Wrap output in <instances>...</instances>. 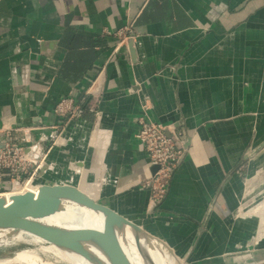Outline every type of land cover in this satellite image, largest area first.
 I'll use <instances>...</instances> for the list:
<instances>
[{"label": "crops", "instance_id": "obj_1", "mask_svg": "<svg viewBox=\"0 0 264 264\" xmlns=\"http://www.w3.org/2000/svg\"><path fill=\"white\" fill-rule=\"evenodd\" d=\"M67 97L80 116L56 114ZM142 116L186 132L156 207ZM0 127L55 135V165L66 153L99 182L82 191L189 264L225 253L210 248L264 174V0H0Z\"/></svg>", "mask_w": 264, "mask_h": 264}, {"label": "water", "instance_id": "obj_2", "mask_svg": "<svg viewBox=\"0 0 264 264\" xmlns=\"http://www.w3.org/2000/svg\"><path fill=\"white\" fill-rule=\"evenodd\" d=\"M158 168L152 166V174ZM111 179H115L114 175ZM70 210L85 217L71 223ZM19 233L71 249L91 264H161L153 250L165 254L166 248L174 253L142 226L70 184L42 185L37 195L19 194L10 203L0 196V238ZM227 264H264V248L235 254L228 258Z\"/></svg>", "mask_w": 264, "mask_h": 264}, {"label": "built area", "instance_id": "obj_3", "mask_svg": "<svg viewBox=\"0 0 264 264\" xmlns=\"http://www.w3.org/2000/svg\"><path fill=\"white\" fill-rule=\"evenodd\" d=\"M128 30L129 27H124L117 34L124 38ZM55 112L62 117H72L80 116L83 111L73 98L67 97L58 103ZM185 134L181 128L166 127L145 116L139 120L136 137L149 164L159 167L142 183V188L150 192L153 207L158 206L168 194L171 179L184 152ZM54 138L55 135L51 134L45 139L54 143ZM46 149L42 138L33 137L32 128L0 127V185L9 178L15 187L28 176L35 175L42 168Z\"/></svg>", "mask_w": 264, "mask_h": 264}, {"label": "bare ground", "instance_id": "obj_4", "mask_svg": "<svg viewBox=\"0 0 264 264\" xmlns=\"http://www.w3.org/2000/svg\"><path fill=\"white\" fill-rule=\"evenodd\" d=\"M51 148L44 158V166L45 160L48 157ZM50 158L51 154L49 156V168L47 167L48 169L41 174L39 179L35 178L29 180L23 185V187L16 184V189H14V191L0 193V196H3L6 202L10 203L12 202V198L19 194L31 192L34 195H37L40 192L41 186L46 184H70L82 190L83 187L84 189H87L88 186L92 185L95 187L99 183H95L96 178L89 179V174L83 173L82 168L73 167L72 163L75 160L71 159V157L68 156L64 157L62 160H57V165H55L56 162ZM241 213L245 214L248 212L243 211ZM69 214L71 215V223H78L85 217V215L79 216L80 213L75 210H70ZM63 227L71 228L68 226ZM20 244H25L28 246L17 249L11 256L0 257V264H91L77 252L47 243L43 239L29 233H19L18 235L11 238H0V247L2 248L7 246H17ZM146 244H148L147 241ZM151 248L155 249L153 247ZM156 250L157 249L153 250V254L161 264L166 262L167 264L183 263V260L180 259V257L174 251V253H172L164 248L165 254L163 253V255L161 252ZM204 264L207 263L204 262Z\"/></svg>", "mask_w": 264, "mask_h": 264}, {"label": "rangeland", "instance_id": "obj_5", "mask_svg": "<svg viewBox=\"0 0 264 264\" xmlns=\"http://www.w3.org/2000/svg\"><path fill=\"white\" fill-rule=\"evenodd\" d=\"M56 139L57 138L55 137L54 142H56ZM52 142L53 141H51V143ZM53 144H50V146L45 150L46 153L49 152V149L50 147H52ZM49 156H50V153L45 160V166L42 165V168L39 169L35 175L32 174L28 176L24 180V182L20 184L21 187H23L26 181H29L35 178L39 179L41 174L49 168V165H50ZM64 157H68L66 153H64ZM79 165H82L81 162L74 161L72 163L73 167L79 168ZM81 168H84V167H81ZM5 180L6 182L0 185V193L14 191V189H16V186L13 187V182L11 181V179L7 178ZM242 197L244 199L240 202V207L238 208V212L236 213L237 224L234 230V234H232L230 237L231 239L230 243L225 244L224 242H221L219 240L217 241L214 247L212 246L210 248L212 253L225 252V251L227 252L203 256L199 258L200 260L199 262L198 261L194 262V264H204V262H206L207 264H227L228 258L235 254L243 253L248 250L264 248V244H263L264 243V174L263 173H260L256 177V179L253 180V182L249 185L248 190H246L243 193ZM243 211L248 212V213H245V214L241 213ZM232 228H233V225L230 226V230ZM27 246L28 245L20 244L17 246H7L3 248L0 247V257L11 256L17 249L27 247ZM172 250L177 254L174 248H172ZM202 254H207V253L203 252ZM177 255L180 257V259L183 260L182 262H184L185 260L187 262H184V263L189 264V260H188L189 254H186L185 252L184 253L179 252V254ZM197 256L198 255L195 254L193 258Z\"/></svg>", "mask_w": 264, "mask_h": 264}]
</instances>
